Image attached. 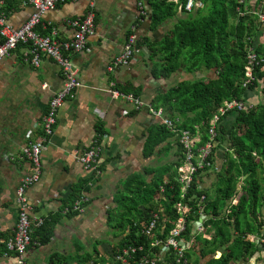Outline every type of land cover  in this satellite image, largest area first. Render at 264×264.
I'll list each match as a JSON object with an SVG mask.
<instances>
[{
    "label": "crops",
    "instance_id": "crops-1",
    "mask_svg": "<svg viewBox=\"0 0 264 264\" xmlns=\"http://www.w3.org/2000/svg\"><path fill=\"white\" fill-rule=\"evenodd\" d=\"M11 1L9 5L13 10L8 19L14 26H19L28 17L31 7L21 6L19 0ZM143 1L145 4L146 0ZM148 1L152 6L151 0ZM86 11L87 0L67 1L47 11L43 21L57 28L60 39H70L74 35V29L65 20L81 17ZM152 12L153 7L151 11L146 7V13L141 14L138 0H97L94 34L88 38L83 51L70 55L80 86L73 97L66 99L59 109L53 134L41 155L40 179L27 190L32 215L38 217L57 214L61 208L73 203L67 201L72 195L76 196L78 190L80 194L88 192L91 202L83 214L72 219H62L56 224L54 236L47 245L29 248L24 257L27 264H49L50 260L57 261L56 256L73 255L82 249L72 242H68L67 247L62 246L64 248L55 247L57 240H63V237L69 235L73 225L79 226L80 230L89 232L93 237L100 235L102 239L105 238L108 244H103L104 247L100 248V255H109L112 245L122 237L119 231L108 226V212L115 207L114 194L130 175L143 174L150 181L153 175L145 174L146 169L176 162L179 150L172 140L171 145L157 148L154 156L146 158L144 155L149 129L161 123L152 114L151 108L162 109L154 105L157 97L178 81L192 78L193 74L180 69L175 72L178 79L171 83L168 82L171 76L161 78L153 74L152 68L158 61V56L155 55L152 44L164 37L177 17L153 27ZM182 15L178 6L177 16ZM132 29L139 41L137 52L127 65L110 68L122 52ZM24 49L25 46L19 44L10 56L0 61V236L3 241L15 229V189L20 179L30 173V165L22 157L21 150L30 140L40 135L41 120L48 103L64 83L60 67L54 60L41 55L39 66L34 68L23 58ZM210 73L213 72L205 74ZM118 86L139 89V96L135 97L143 101L144 107L136 110L123 96L115 97L113 91ZM164 114L170 117L165 111ZM232 123L233 119L230 117L223 121L222 127L228 130ZM100 126L105 132L101 157L103 174L90 188L87 184L91 180V174L74 159V153L94 145L99 139ZM225 151V146L218 147L215 171H203L198 176L200 187L210 194H214L218 187V170L222 166ZM261 176L264 177V171ZM84 185L86 189L82 190L83 187L80 186ZM243 186L241 181L237 188L238 195L226 203L220 216L230 213L231 205L238 203L244 194ZM261 213L264 223V203ZM202 216V225L194 226L195 237H191L189 241L183 240L186 253L189 254V264H208L212 260H218L228 248V245L219 246L215 250L209 249L205 257L201 256L200 247L203 243L197 245L198 240L210 241L215 236L214 228L205 225L208 217L201 215L200 219ZM261 233L260 236L256 233L249 235L250 240L259 245V252L230 264H264V230ZM92 244H86V252L93 251ZM161 247L165 257L169 249L165 245ZM3 251L4 244L1 243L0 264H16L13 257H3Z\"/></svg>",
    "mask_w": 264,
    "mask_h": 264
},
{
    "label": "trees",
    "instance_id": "trees-1",
    "mask_svg": "<svg viewBox=\"0 0 264 264\" xmlns=\"http://www.w3.org/2000/svg\"><path fill=\"white\" fill-rule=\"evenodd\" d=\"M11 2L9 0V4ZM201 2L202 6L192 12L182 10L183 15L177 16L178 4L169 0L150 1L153 7V27L177 17L164 37L152 44L155 55L158 56V61L152 68L153 74L168 78L183 69L194 75L167 88L154 102L155 107H160L169 114L177 131L157 123L149 129L144 146V155L150 158L156 154L157 148L171 145L172 140L179 150L176 162L146 169L145 174L153 175L150 181L143 174L130 175L114 194L115 207L108 212V226L119 231L122 237L112 245L109 255H100L97 246L101 242L96 240L92 244V252H81L82 249H79L73 255L56 256L57 261L50 260L49 264H121L114 260L115 256L123 248L131 246L143 247L135 255L136 259L147 256L159 259L157 264H163L162 258L167 264H176L171 251L165 253L164 257L161 244L166 241L181 216L175 208L177 203H182L186 220L182 240L189 241L191 237H195L194 225L201 215L208 217L205 225L215 230V236L210 241L198 240L197 245L203 243L200 247L202 257H205L209 249L215 250L219 246L228 245L220 259L208 264H230L259 252V245L251 241L249 235L256 233L260 236L264 230L261 220L264 203V177L261 176L264 171V21L259 16V12L264 13V0ZM40 31L47 33V30ZM259 33L263 34L261 40L257 39ZM250 46L259 55V64L255 67L252 83L244 85ZM206 72L213 73L207 75ZM117 90L123 94L139 96V89L132 87L128 89L118 86ZM233 99L246 103L251 101V106L220 117L216 146L210 158L213 165L205 169H217L216 152L218 147L225 146L215 193L210 194L200 187L198 176L204 171L201 170L183 198V185L179 182L178 169L184 164L185 156L179 131L199 133L201 142L198 146H204L210 138L211 120L226 100ZM230 117L233 119L232 126L228 130L224 129L222 123ZM98 133L99 139L105 136L102 126ZM241 181L244 184V194L236 205H231L230 213L220 216L226 203L238 195L237 188ZM84 186H80L83 187L82 190L86 189ZM78 193L76 196L79 197ZM76 196L72 195L67 202H74L78 198ZM62 209L55 215L42 217L43 223L33 230L32 245H47L54 236L56 224L62 219L80 215L74 212L63 215ZM154 214L159 215L157 228L151 236L142 234L141 230L149 224ZM156 241L160 244L153 246ZM186 256L189 258L188 253ZM130 264L134 262L130 261Z\"/></svg>",
    "mask_w": 264,
    "mask_h": 264
},
{
    "label": "built area",
    "instance_id": "built-area-1",
    "mask_svg": "<svg viewBox=\"0 0 264 264\" xmlns=\"http://www.w3.org/2000/svg\"><path fill=\"white\" fill-rule=\"evenodd\" d=\"M21 6H30L31 12L28 17L19 25L14 26L10 23L8 15L13 8L9 5V0H0V61L4 57L11 55L12 51L19 45L25 46L23 58L30 63L34 68H37L40 63L41 55H46L54 60L62 72L64 83L61 89L54 94L47 107L46 113L41 120L40 135L30 140L21 150L22 157L30 165V173L22 177L15 189V203L17 206V218L13 234L6 240H2L0 236V244H4L2 256L5 258L13 257L16 264H27L25 254L32 246H38L37 243L32 245L33 230L43 223V218L32 215V205L28 201L27 190L35 184L41 176V155L43 150L49 143V139L53 134L57 114L62 104L66 99L73 97L75 91L79 88L80 82L77 77V71L71 62L70 55L75 52L83 51L87 44L88 38L94 34L95 16L97 0H87V11L81 17L67 18L66 24L74 29V35L70 39H60L58 37L57 28L49 22L43 21L44 14L55 8L58 4L67 1L77 0H19ZM178 4L180 10L192 12L197 7L202 6L201 0H170ZM138 6L141 14L146 13V7L143 0H138ZM260 20L264 21V13L259 12ZM47 30V33H42L38 30ZM134 29L129 32L122 52L115 58L114 64L110 68L119 65H127L135 53L137 52V35ZM259 55L256 53L253 46H250L247 54V65L245 67V82L244 85H249L255 78V67L259 64ZM113 95L123 96L131 103L136 110L144 107V103L140 98L132 94H123L118 90L113 91ZM249 103V102H247ZM243 100L233 99L226 100L219 108L218 113L210 122L209 141L204 146H198L201 142L199 133L193 134L189 130L179 131L180 143L184 150V164L179 167L180 175L179 182L182 186V197L187 194L193 179L201 170L212 167L210 160L213 150L216 146L217 128L220 117L235 110L247 109L251 103L247 104ZM152 114L161 120V123L172 129H175V124L170 117H166L162 109L151 108ZM98 139L94 145L84 151H76L74 159L81 163L84 169L91 174V180L87 186L92 188L95 182L102 178L101 157L103 154L102 139ZM203 172V171H202ZM204 199V198H202ZM91 202V197L88 192H82L80 196L69 205L63 207L61 214L79 213L83 214L87 205ZM180 217L178 218L175 227L170 231L166 241L161 245L168 247L169 251L174 254L176 264H189L186 256V248L184 241L181 239L182 234L186 230V220L183 216L184 207L182 203L175 205ZM159 215L154 214L149 224L145 226L141 233L151 236L157 228ZM160 244L159 241L153 243V246ZM143 247H126L119 252L114 260L121 264H157L160 260L150 257L135 258ZM163 264H167L161 259ZM110 264V263H109Z\"/></svg>",
    "mask_w": 264,
    "mask_h": 264
},
{
    "label": "rangeland",
    "instance_id": "rangeland-1",
    "mask_svg": "<svg viewBox=\"0 0 264 264\" xmlns=\"http://www.w3.org/2000/svg\"><path fill=\"white\" fill-rule=\"evenodd\" d=\"M262 35H263L262 33L261 34L259 33L257 39L261 40ZM177 76H178L177 73H173L171 75V77L169 78L168 82L171 83L175 79H178ZM259 96H262V93H259ZM249 103H251V101H249ZM79 228H80L79 226L73 225L71 230H69V235L66 237H63L62 238L63 240H57L55 247L56 248H61L62 246L67 247V243L72 242L74 245L82 247L81 252H86L85 249H86L87 243H89V244L93 243L94 244L96 240H99L101 242L97 246V249L99 251H100V248L103 246V244H108V241H105L106 240L105 238L102 239V236L94 235V237H93L89 232L85 233V232H83V230H80ZM62 248H64V247H62Z\"/></svg>",
    "mask_w": 264,
    "mask_h": 264
},
{
    "label": "water",
    "instance_id": "water-1",
    "mask_svg": "<svg viewBox=\"0 0 264 264\" xmlns=\"http://www.w3.org/2000/svg\"><path fill=\"white\" fill-rule=\"evenodd\" d=\"M145 7H147V8H149L150 9V11L152 10V6L149 4V1L148 0H146V2H145ZM203 218H201V219H199V221H197L196 223H195V227H199V226H201L202 225V221H203V219H204V216H202Z\"/></svg>",
    "mask_w": 264,
    "mask_h": 264
}]
</instances>
